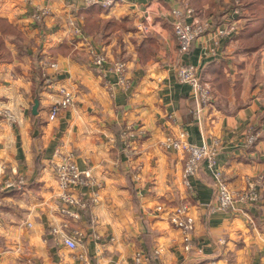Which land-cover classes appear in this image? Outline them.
<instances>
[{
  "label": "crops",
  "instance_id": "1",
  "mask_svg": "<svg viewBox=\"0 0 264 264\" xmlns=\"http://www.w3.org/2000/svg\"><path fill=\"white\" fill-rule=\"evenodd\" d=\"M253 1L117 0L104 8L85 0H0V188L24 179L0 191V264H132L139 249L159 250L160 264H264V191L256 204L213 212L206 204L216 201V181L206 163L188 189L187 155L161 147L166 137L198 146L219 139L217 168L236 192L264 175V45L251 44L264 28L256 30ZM43 5L51 13L41 24L33 14ZM187 8L202 22L233 20L239 30L218 45L215 34L201 36L180 58L172 12ZM72 15L85 38L68 36ZM92 50L106 57L102 67ZM180 59L214 89L199 120L191 87L175 74ZM118 62L126 64L127 86ZM62 88L73 106L51 120ZM250 129L259 137L249 148ZM68 155L99 185L81 189L99 200L80 221L60 211L55 165ZM182 203L193 205L197 219L191 252L156 211ZM74 231L81 232L77 251L63 241Z\"/></svg>",
  "mask_w": 264,
  "mask_h": 264
},
{
  "label": "built area",
  "instance_id": "2",
  "mask_svg": "<svg viewBox=\"0 0 264 264\" xmlns=\"http://www.w3.org/2000/svg\"><path fill=\"white\" fill-rule=\"evenodd\" d=\"M31 3L34 0H29ZM117 0H85L87 6H101L109 8L115 4ZM239 3V0H235ZM240 13V10H236ZM51 11L48 5L37 6L33 19L37 23H44L45 19L50 15ZM174 16L173 33L178 44V52L180 58L191 51L193 43L201 36L206 34H215V45L221 38L230 37L239 30V25L231 20L225 27L215 26L211 22H202L195 15L194 10L187 8L184 10H175L172 12ZM188 19H192L190 22ZM78 19L72 15L67 19L69 29V37L72 39L85 38L82 27L78 24ZM93 55V64L96 67H102L106 62V57L101 53L91 51ZM57 67L56 64L52 65ZM116 71L119 74L120 84L127 86L128 81L125 78L126 64L118 62ZM175 74L178 81L191 87L190 96L197 103L195 116L199 120V113L202 107L212 106L215 100L214 89L210 82L203 80L198 73V68L194 65L186 63L180 59L175 66ZM62 99L57 102L50 111V119L54 120L62 112L73 106V96L66 88L60 89ZM259 134L250 129L246 137V147L254 146L258 141ZM221 146L219 139L210 144L201 146L190 144L182 139L174 137H166L161 142V147L165 151H180L187 155L185 167L182 174L183 185L191 189V178L201 170L206 163L207 170L211 173L216 181V201L215 203L206 204L211 211L228 212L234 210L235 203L256 204L260 201L261 193L264 191V175H259L255 180L250 179L245 189L236 192L233 191L223 176L221 169L217 168L218 155ZM57 186L59 191V199L63 205L60 209L61 214L69 220L80 221L82 212L87 210L89 202L97 203L98 193L91 199H86L81 189L85 187H96L98 183L92 178L89 171L81 170L74 160L73 155L62 158L60 163L55 165ZM23 178L9 179L0 188L1 190L15 189L22 187ZM158 214H165L171 225L180 231L182 241L184 243L185 252H191L193 249V233L195 231L196 216L193 213V205L190 203H182L177 206L160 204L156 207ZM81 232L74 231L72 234H65L64 244L71 251H77L79 248V237ZM224 242V241H222ZM159 250L152 252L139 249L134 253L132 264H160Z\"/></svg>",
  "mask_w": 264,
  "mask_h": 264
},
{
  "label": "trees",
  "instance_id": "3",
  "mask_svg": "<svg viewBox=\"0 0 264 264\" xmlns=\"http://www.w3.org/2000/svg\"><path fill=\"white\" fill-rule=\"evenodd\" d=\"M253 3L255 4V6L252 9L251 17L253 20H260L261 23L256 26V30L262 31L264 28V0H254ZM253 43L256 44V48H260L264 45V37L256 38V41L252 42L251 44Z\"/></svg>",
  "mask_w": 264,
  "mask_h": 264
},
{
  "label": "water",
  "instance_id": "4",
  "mask_svg": "<svg viewBox=\"0 0 264 264\" xmlns=\"http://www.w3.org/2000/svg\"><path fill=\"white\" fill-rule=\"evenodd\" d=\"M38 106H39V101L38 99H36L35 104L33 106V114H37Z\"/></svg>",
  "mask_w": 264,
  "mask_h": 264
}]
</instances>
